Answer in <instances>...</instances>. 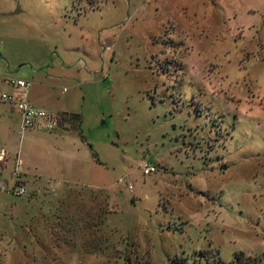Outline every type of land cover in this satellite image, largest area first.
<instances>
[{"label":"rangeland","instance_id":"rangeland-1","mask_svg":"<svg viewBox=\"0 0 264 264\" xmlns=\"http://www.w3.org/2000/svg\"><path fill=\"white\" fill-rule=\"evenodd\" d=\"M64 51L44 110L79 124L0 122L26 191L0 193V264L263 256L264 0H0L9 76Z\"/></svg>","mask_w":264,"mask_h":264},{"label":"built area","instance_id":"built-area-1","mask_svg":"<svg viewBox=\"0 0 264 264\" xmlns=\"http://www.w3.org/2000/svg\"><path fill=\"white\" fill-rule=\"evenodd\" d=\"M0 86L3 88H9L16 90L18 93L27 92L31 88V82L25 81L21 78L14 76H0ZM0 103L13 105L20 115V127L19 133L23 135L26 131L44 129L46 131H55L61 122L60 115L53 114L40 108H36L27 100H23L18 94H13L6 90H0ZM9 153L4 148L0 147V171L1 165L5 162ZM14 167L11 172L14 177L16 186H9L8 181H0V193L9 192L17 197H23L26 191L23 186L18 185L19 173L21 168V161L19 156L16 155L14 158ZM145 175H150L156 172V168L152 164L143 166Z\"/></svg>","mask_w":264,"mask_h":264},{"label":"crops","instance_id":"crops-1","mask_svg":"<svg viewBox=\"0 0 264 264\" xmlns=\"http://www.w3.org/2000/svg\"><path fill=\"white\" fill-rule=\"evenodd\" d=\"M70 53H76V52L73 51V52H70ZM66 56H67V51L59 52V55L57 56V60L54 62L53 61L54 58H52L51 61L49 62L50 64H49L48 67H50L51 65L54 66V67L48 68L46 71L43 70L42 72H34V71H32V68L30 67L31 72L22 73L23 74L22 75L23 76V80L25 78L26 80L30 79L32 81V88L29 91L18 93L16 90L9 89V88H3L2 86H0V90L4 89V90L9 91V92H11L13 94H18L23 100H27L29 103H31L36 108H40V109L43 108V110H44V108H48L49 105H53V102L50 101L51 100V96H49L50 94H49V91H48L49 85L44 83L45 82L44 79L52 78V76L50 74V71L60 67L59 63H58L59 60H61L63 58H66ZM46 62H47V60L42 61L41 63H39V65H36V68L42 67L43 65L46 64ZM61 62H62V60H61ZM79 63H80V61H79ZM81 64L83 66H85V64L83 62H81ZM7 68L8 67H6V69H5L6 72H4V69H3L2 65L0 64V76L8 75ZM33 87H35V89H33ZM9 112L17 114V120H16V123H15V127L19 128L20 127V115H19L18 111L16 110V108L13 105L0 103V122L2 121V119H5V116H7V114ZM71 114H75V113L74 112H65V111L61 112L60 111L61 122H60V126L57 128L58 130H67L70 126L72 127L73 125L76 126L77 124H79V122L75 123V122L70 120L69 116ZM2 128H3V126L0 123V130ZM14 128H13V126L11 124L10 125L8 124L9 131L13 132ZM39 130H42V129H39ZM32 131H35V130H32ZM14 158H15V156L12 158V157H10L8 155V157L6 158L5 162L1 165L0 176L3 173V171L7 170L9 167H12V170H13ZM21 166H22V164H21ZM18 178H19V182H20V178H21V174L20 173H19Z\"/></svg>","mask_w":264,"mask_h":264},{"label":"trees","instance_id":"trees-1","mask_svg":"<svg viewBox=\"0 0 264 264\" xmlns=\"http://www.w3.org/2000/svg\"><path fill=\"white\" fill-rule=\"evenodd\" d=\"M70 120L78 123L80 122V116L76 114H71L69 116ZM212 264H264V255L263 256H247L244 253H237L234 255L233 259L230 262H224L220 257L213 259ZM207 264H210L209 262Z\"/></svg>","mask_w":264,"mask_h":264}]
</instances>
